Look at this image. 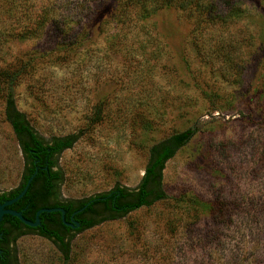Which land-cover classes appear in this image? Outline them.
I'll return each mask as SVG.
<instances>
[{
	"label": "rangeland",
	"instance_id": "rangeland-1",
	"mask_svg": "<svg viewBox=\"0 0 264 264\" xmlns=\"http://www.w3.org/2000/svg\"><path fill=\"white\" fill-rule=\"evenodd\" d=\"M200 1L212 22L146 19L131 0H0V193L24 168L8 100L43 139L79 136L58 158L63 200L136 188L152 144L195 130L164 200L77 234L67 264H264V0ZM200 203L226 206L225 223ZM15 252L65 264L35 235Z\"/></svg>",
	"mask_w": 264,
	"mask_h": 264
},
{
	"label": "trees",
	"instance_id": "trees-1",
	"mask_svg": "<svg viewBox=\"0 0 264 264\" xmlns=\"http://www.w3.org/2000/svg\"><path fill=\"white\" fill-rule=\"evenodd\" d=\"M131 3L138 7L139 13L146 19L157 11L168 8L205 14L207 22H212L207 17L211 18L216 13V6L203 5L200 0H131ZM20 74H5V83L10 85ZM5 120L12 128L20 147L24 168L19 185L9 192L0 193V204L15 199L35 174L25 195L9 209L21 213L25 220L34 223L39 210L60 208L64 211L65 223H71L72 218L79 227L74 231L67 228L58 212L40 214V224L36 228H29L14 217L4 216L0 222V264H17L15 244L28 235L39 236L52 243L67 264L71 256V244L77 234L102 223L124 218L141 208L151 207L164 200L162 175L165 166L195 134L194 129H188L152 144L148 149L143 176L136 188L128 189L116 185L107 192L87 199L63 200L60 194L63 176L58 168V158L77 143L79 136L43 139L29 125L24 115L14 108L11 100L6 102ZM198 205L207 210L216 225L225 223L226 206L220 203Z\"/></svg>",
	"mask_w": 264,
	"mask_h": 264
},
{
	"label": "water",
	"instance_id": "water-1",
	"mask_svg": "<svg viewBox=\"0 0 264 264\" xmlns=\"http://www.w3.org/2000/svg\"><path fill=\"white\" fill-rule=\"evenodd\" d=\"M35 174H33L31 176V178L28 180L25 188L23 189V191L13 200H10L6 203H3V204H0V222L2 220V218L4 216H11V217H14L16 219H18L22 224H24L25 226L29 227V228H36L39 226L40 222H39V216L40 214H45V213H60L62 216V222L63 224L66 226V227H70V228H77L78 227V223L77 222H73L72 221V218H71V223L67 224L65 223L64 221V211L60 208H54V209H42V210H39L35 216V221L34 223L30 222V221H27L25 220L21 213L19 212H16V211H13V210H10L9 207H11L14 203H16L17 201H19L26 193L32 179L34 178ZM78 213V212H77ZM76 214V213H75Z\"/></svg>",
	"mask_w": 264,
	"mask_h": 264
},
{
	"label": "flooded vegetation",
	"instance_id": "flooded-vegetation-1",
	"mask_svg": "<svg viewBox=\"0 0 264 264\" xmlns=\"http://www.w3.org/2000/svg\"><path fill=\"white\" fill-rule=\"evenodd\" d=\"M73 221V220H72ZM74 222V221H73ZM78 227H79V225H78ZM77 227V228H78ZM67 228H69L70 230H72V231H74V230H76L77 228H70V227H67Z\"/></svg>",
	"mask_w": 264,
	"mask_h": 264
}]
</instances>
